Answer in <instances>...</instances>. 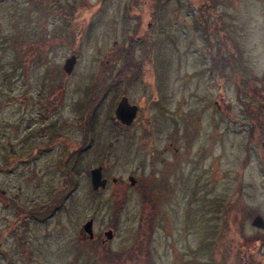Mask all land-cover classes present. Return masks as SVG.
<instances>
[{
    "label": "rangeland",
    "instance_id": "374dc122",
    "mask_svg": "<svg viewBox=\"0 0 264 264\" xmlns=\"http://www.w3.org/2000/svg\"><path fill=\"white\" fill-rule=\"evenodd\" d=\"M131 1L0 0V264L11 253L13 264H68L66 244L89 217L101 235L116 225L108 248L137 245L142 264H243L248 247L264 263V227L251 224L264 220V119L248 120L264 118V0H147L151 17ZM121 94L139 105L128 127L112 117ZM171 141L162 188L150 149ZM99 163L108 183L95 192ZM59 195L52 212L30 211ZM234 197L239 213L227 209ZM78 240L73 264H113L105 246Z\"/></svg>",
    "mask_w": 264,
    "mask_h": 264
},
{
    "label": "flooded vegetation",
    "instance_id": "af4514ba",
    "mask_svg": "<svg viewBox=\"0 0 264 264\" xmlns=\"http://www.w3.org/2000/svg\"><path fill=\"white\" fill-rule=\"evenodd\" d=\"M142 1H144V3H145L144 6L149 7V9H150L149 16L151 17L152 16L151 13H152V9H153L152 8V4H147V0H142ZM136 2H138V1L137 0H132L131 1V3L129 4L131 6V8H134L135 9ZM200 7H202V5ZM134 16L137 18V20H139V22H141L143 24V20L140 18L141 15H139L138 11H136V13H135ZM205 17L206 16L204 14H202V13L200 14V19L204 20ZM196 18H198L197 15H196ZM200 19L197 20L198 23H200ZM147 24H149V22H147L146 25ZM200 28H202V30L205 31L204 28H203V26H201V24H200ZM263 102H264V95H263ZM262 119H264L262 115L261 116H249L248 117V120L250 122H254V123H258V124L260 123L261 126L263 125ZM261 131L262 130H258L256 132L259 135ZM249 132L251 133V135L249 134L250 135L249 136L250 137V140L254 142V140L252 139V136L256 137L257 135H256V133H254L255 132L254 130L253 131H249ZM263 132H264V130H263ZM258 139L259 138H257V140ZM170 147H171V154H170V156H168V157L167 156L166 157H162L161 155L163 153L170 152V150H169ZM174 148L177 150V148L174 147V143L171 141L167 146L164 147V150L161 153H159L160 148H151L150 149V156H149V163L148 164L151 167V171H153L155 173V175H156V176H154L153 182L155 183V185H158L159 187H162V188L167 187L169 185V180H168L169 173L171 171L175 172V170L172 169L173 166H175V160L173 158V153H172V149H174ZM262 160L264 161V156H263ZM163 162H166V166H167V164L169 165V170H166L165 169L166 167H163ZM169 162H171V163H169ZM156 163H159V165H157ZM142 166H144V165L143 164H139V168L142 167ZM261 167L262 168H260V171H264V164L261 165ZM129 175H132V174L129 173L127 175V178H128ZM103 176H105L107 178V176L105 174ZM176 176H177V178H181V179L183 178V175L182 174L181 175H176ZM118 181H119V178H117V180L114 183H117ZM137 181H138L137 178H136V181L134 179V183L135 184L137 183ZM128 183H129V181H128ZM135 184H130V185L134 186ZM138 187L140 188L139 189V194H140V197L142 199V193L146 191V187H145L144 184H143V186H141V185L140 186H137V188ZM147 197L148 198H152V195L149 194V192H147ZM151 201L152 202L154 201L153 198L151 199ZM219 207L220 206L217 204L216 208H219ZM242 208H243L242 206H239V203H238V200L236 199V197H234V200L232 202L228 203V205H227V209H229L230 211H236V212L238 211L237 213L241 212L243 210ZM237 213H235V214H237ZM113 214L115 216H117L118 213H113ZM257 215H259V213H256L253 216V218L251 220V224H252V221H253L254 217L257 216ZM145 216H146L145 213H141L139 215V217H142L141 218L142 221L145 219ZM260 217L263 220V217L262 216H260ZM22 218H24V217H22ZM92 219H93V223H94V218L92 217ZM113 220H114V218H113ZM263 224H264V220H263ZM151 225H152V221L148 224L149 231L153 229V227ZM115 227H116V225H108V226H106V229L103 231V235L98 234V233H94L93 238H90L88 236V234H86L84 232V230H82L81 227H80L79 228V234H80V236H78L77 239H74L72 241H69L66 244L67 247H69V250H71V251L70 252L68 251V253H64L65 256H63L62 258H64V260L68 264H73V262H74V260H75V258L77 256V250H78L77 243L79 241L78 239H80V241L91 242L90 246H93V245L94 246L95 245H97V246H105V254H104V259L103 260H107V261H110L111 260V262L113 264H142V262H143V254L140 253V251H138L137 245H134V246L132 245V247L130 249H128V252H125V250L118 251V252H112L108 248V241H109V239L106 240L104 234H105L106 231H109V230L112 231V233H114ZM255 227H257V226H255ZM263 227H257V228H263ZM17 235H19L21 237V239H24L21 233L12 235V239L14 240L17 237ZM112 238H113V235H112ZM146 239H147V236L144 239H141V240H143V241L146 242ZM139 241L140 240H138L136 242L139 244ZM80 243L82 244V242H80ZM248 250L250 251L249 259L247 261H242L243 264H264L262 259H259V258L255 259L253 257V254L252 253L254 251H253V248L252 247H248ZM93 253H95V252H93ZM11 256H12V259L9 261L8 264H13L14 263V259H13L12 253H11ZM17 256L19 257L17 259V261H21V260H23V259L26 258L25 254L23 255V253H22L21 255H19V252H17ZM27 257H29V256H27ZM121 261H123V263ZM234 264H236L235 261H234Z\"/></svg>",
    "mask_w": 264,
    "mask_h": 264
},
{
    "label": "water",
    "instance_id": "95a60500",
    "mask_svg": "<svg viewBox=\"0 0 264 264\" xmlns=\"http://www.w3.org/2000/svg\"><path fill=\"white\" fill-rule=\"evenodd\" d=\"M75 55L72 54L68 56L63 65L62 69L65 73H70L73 65L75 63ZM137 105L131 104L128 101V98L126 95H122L117 102V105L114 110V115L119 121L123 124L129 125L133 121L136 112H137ZM131 184L134 183L133 177H129ZM115 180V178H113ZM90 182L93 189H98L99 187H104L106 184V179L102 177V166L98 165L90 169ZM252 224L257 227H263V220L262 218L257 215L254 217ZM82 230L88 234L89 237L93 236V230H92V219L87 220L83 226ZM107 237H110L111 233L110 231H106Z\"/></svg>",
    "mask_w": 264,
    "mask_h": 264
},
{
    "label": "trees",
    "instance_id": "16d2710c",
    "mask_svg": "<svg viewBox=\"0 0 264 264\" xmlns=\"http://www.w3.org/2000/svg\"><path fill=\"white\" fill-rule=\"evenodd\" d=\"M206 25H204L205 27ZM12 42L14 43V40H12ZM20 43H18L17 45H19ZM39 45L37 47H35L36 49H39V46H40V43H38ZM23 46V44H22ZM132 70V68H131ZM121 71V67H120V70ZM130 71V70H129ZM120 73V72H119ZM116 75L114 74V76L110 79L111 82L113 81H118L119 79H121V75ZM133 76V75H132ZM109 84V83H108ZM145 133L142 134V140L144 143H142V147L145 148V149H148L149 148V144H148V137H149V133L147 132V128L144 130ZM252 139L255 141L256 140V137L252 136ZM60 196H58V198H55V199H49V200H45L43 202H40L39 204L35 203L34 205L35 206H30V211L36 215H38V213H42V212H52V208L55 207L57 204L60 203ZM142 196L143 198H145V196L147 197V193L143 192L142 193ZM37 205V206H36ZM119 212V205H116L115 206V213H118Z\"/></svg>",
    "mask_w": 264,
    "mask_h": 264
},
{
    "label": "bare ground",
    "instance_id": "6f19581e",
    "mask_svg": "<svg viewBox=\"0 0 264 264\" xmlns=\"http://www.w3.org/2000/svg\"><path fill=\"white\" fill-rule=\"evenodd\" d=\"M201 1H203V0H198L197 2H201ZM211 6H212V5H211ZM211 6H208V8H210ZM139 15H141L140 18H141L142 20H144L142 14H139ZM144 15H145V14H144ZM146 150H148V149H146ZM105 238H106V237H105Z\"/></svg>",
    "mask_w": 264,
    "mask_h": 264
}]
</instances>
